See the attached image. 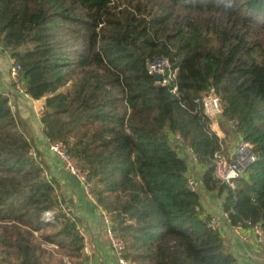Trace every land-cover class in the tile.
Segmentation results:
<instances>
[{
	"label": "trees",
	"instance_id": "16d2710c",
	"mask_svg": "<svg viewBox=\"0 0 264 264\" xmlns=\"http://www.w3.org/2000/svg\"><path fill=\"white\" fill-rule=\"evenodd\" d=\"M0 49L20 65L28 95L43 99V136L89 169L128 259L237 264L195 211L201 197L187 188L190 166L169 132L205 165L200 188L217 192L231 224L264 234V0H0ZM155 58L176 71L165 87L147 73ZM210 88L222 100L220 127L237 121L256 157L234 191L208 163L219 139L199 100ZM60 203L27 122L0 92V264H64L41 242L87 264L79 219H65ZM46 211L54 223L40 221Z\"/></svg>",
	"mask_w": 264,
	"mask_h": 264
},
{
	"label": "built area",
	"instance_id": "2783aa9c",
	"mask_svg": "<svg viewBox=\"0 0 264 264\" xmlns=\"http://www.w3.org/2000/svg\"><path fill=\"white\" fill-rule=\"evenodd\" d=\"M147 73L154 77L160 75L161 80L155 81L161 87L169 85L174 81L176 71L172 70L169 60L165 58H155L147 60L146 62ZM20 65L9 56V69L8 74L13 91L32 103V109L35 116L39 119L43 113V104L40 100H33L27 93L23 81L20 76ZM176 87L172 88V93L176 92ZM8 99V106L10 111L14 114L15 106L9 101V96L5 94ZM199 105L202 110L203 117L208 121L209 131L214 133L219 139V149L213 154L209 160V164L213 169V177L219 184L228 187L234 191L236 188V181L241 178L248 166L255 162L256 157L253 151V146L242 140L238 135V123L235 120L228 121L224 125V130L220 127L221 117L223 115V107L221 97L210 88L203 94L199 100ZM237 135L236 142L232 148L226 150L222 144V139L225 134ZM169 142L172 149L182 158H186L190 171L187 176V188L194 193L199 192V171L205 169V165L199 161L197 154L190 147L184 145L183 139L179 132H173L168 135ZM47 149L51 152L60 162L64 171L70 176L74 177L85 197L94 204L98 210V215L103 226L104 238L116 260V264H136L134 261L126 257V244L124 240L115 232L114 227L116 223L111 217V214L104 210L99 204L92 193V184L88 178L89 169L78 158L72 156L67 152L65 144L62 142H50L47 140ZM32 156L37 159L34 153ZM59 208L64 215L65 219L72 222L77 218V214L67 205L60 203ZM195 211L200 215L205 225L211 231L220 233L223 226H227L230 232L236 236L243 243L251 245L254 249L264 254V234L258 224H252L250 221L239 223L237 225L231 224L227 213L223 212L221 215L209 214L205 209L196 207ZM43 224H52L55 222V216L52 211H46L40 220ZM76 229L80 232L79 224H76ZM224 244V243H223ZM86 249L83 248L85 255ZM87 264H89L87 262Z\"/></svg>",
	"mask_w": 264,
	"mask_h": 264
},
{
	"label": "crops",
	"instance_id": "0c3cea01",
	"mask_svg": "<svg viewBox=\"0 0 264 264\" xmlns=\"http://www.w3.org/2000/svg\"><path fill=\"white\" fill-rule=\"evenodd\" d=\"M9 54L0 49V92L9 96L14 104L15 112L24 119L30 130V137L48 166V173L60 185V195L68 202L79 219V227L86 249L85 257L89 264H116V260L104 238L103 226L98 210L84 195L78 181L67 174L57 158L48 151L47 139L43 136L40 120L35 116L32 103L17 95L12 88L9 74ZM43 104V99H40ZM201 206L209 214L223 213L220 198L215 191H205L199 187ZM71 200V204L69 203ZM223 245L236 258L237 264H264V254L251 245L243 243L234 236L227 226L220 230Z\"/></svg>",
	"mask_w": 264,
	"mask_h": 264
},
{
	"label": "rangeland",
	"instance_id": "374dc122",
	"mask_svg": "<svg viewBox=\"0 0 264 264\" xmlns=\"http://www.w3.org/2000/svg\"><path fill=\"white\" fill-rule=\"evenodd\" d=\"M8 54H9V52H8ZM236 139H237V135H235V134H229V133L225 134L224 138L222 139V144L225 146L226 150H228L229 148H232V146H234ZM41 247L44 250H46L47 252L51 253L55 258L62 259L64 264H69L67 258L61 257V255L58 254V252H57V248L54 247L53 245H47V244H44L43 242H41Z\"/></svg>",
	"mask_w": 264,
	"mask_h": 264
},
{
	"label": "water",
	"instance_id": "95a60500",
	"mask_svg": "<svg viewBox=\"0 0 264 264\" xmlns=\"http://www.w3.org/2000/svg\"><path fill=\"white\" fill-rule=\"evenodd\" d=\"M153 79H154V81H160L161 76L160 75H154ZM69 203L71 204V200H69Z\"/></svg>",
	"mask_w": 264,
	"mask_h": 264
}]
</instances>
